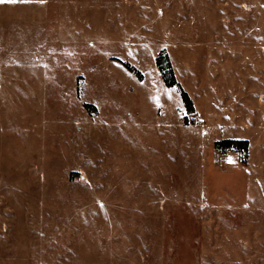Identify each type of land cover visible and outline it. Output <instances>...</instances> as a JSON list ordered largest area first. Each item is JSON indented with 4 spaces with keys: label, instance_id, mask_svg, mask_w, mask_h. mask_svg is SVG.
<instances>
[{
    "label": "rangeland",
    "instance_id": "obj_1",
    "mask_svg": "<svg viewBox=\"0 0 264 264\" xmlns=\"http://www.w3.org/2000/svg\"><path fill=\"white\" fill-rule=\"evenodd\" d=\"M0 264H264V0H0Z\"/></svg>",
    "mask_w": 264,
    "mask_h": 264
},
{
    "label": "trees",
    "instance_id": "obj_2",
    "mask_svg": "<svg viewBox=\"0 0 264 264\" xmlns=\"http://www.w3.org/2000/svg\"><path fill=\"white\" fill-rule=\"evenodd\" d=\"M166 62L167 67L164 68L163 64ZM156 65L159 69L160 73L162 74V79L167 88H174L178 89L179 95L181 97L183 106L185 111L188 115H193L195 113V108L193 105L192 100L188 96V94L184 91V89L177 83L174 72L172 67L168 61V57L165 54H161L156 59ZM127 69L132 72L128 67ZM216 150H236L237 152H244L246 153L248 150V142L247 141H233V140H225L222 142H218L215 145Z\"/></svg>",
    "mask_w": 264,
    "mask_h": 264
}]
</instances>
